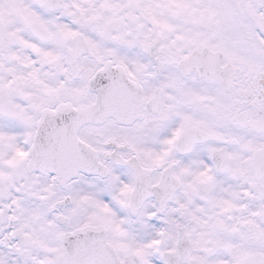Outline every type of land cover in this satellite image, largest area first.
<instances>
[{"label": "snow or ice", "instance_id": "obj_1", "mask_svg": "<svg viewBox=\"0 0 264 264\" xmlns=\"http://www.w3.org/2000/svg\"><path fill=\"white\" fill-rule=\"evenodd\" d=\"M0 264H264V0H0Z\"/></svg>", "mask_w": 264, "mask_h": 264}]
</instances>
